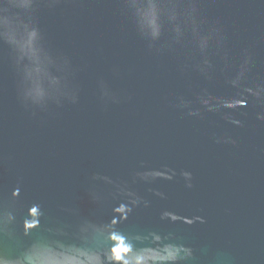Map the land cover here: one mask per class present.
<instances>
[{
  "label": "water",
  "instance_id": "water-1",
  "mask_svg": "<svg viewBox=\"0 0 264 264\" xmlns=\"http://www.w3.org/2000/svg\"><path fill=\"white\" fill-rule=\"evenodd\" d=\"M122 3L61 0L40 10L50 44L76 69L71 79L79 99L74 104L65 101L36 115L25 110L16 96L7 45L0 44V193L19 183L21 204L40 202L48 216L68 219L63 209L78 208L108 220L111 205L90 200L92 172L127 177L142 160L152 166L167 162L191 170L194 186L185 188L179 177L158 181L154 186L168 195L161 200L147 185H134L152 204L134 210L122 227L175 231L197 249L200 264H264V122L251 108L237 114L243 127L219 114L195 118L175 109L176 95L192 96L201 87L226 95L232 89L222 77L209 82L182 72L180 52L148 50ZM200 3L206 15L222 20L234 55L251 47L253 75L264 76V0ZM100 79L118 103L101 98ZM215 135L231 136L236 143H216ZM163 208L202 215L205 222L161 221Z\"/></svg>",
  "mask_w": 264,
  "mask_h": 264
},
{
  "label": "clouds",
  "instance_id": "clouds-1",
  "mask_svg": "<svg viewBox=\"0 0 264 264\" xmlns=\"http://www.w3.org/2000/svg\"><path fill=\"white\" fill-rule=\"evenodd\" d=\"M61 0H6L0 2V44L7 45L15 77V91L25 110L36 115L65 101L76 103L78 89L72 82L71 59L50 44L40 24L42 8H55ZM200 0H123L122 10L150 51L180 52L181 71L197 73L212 82L222 77L232 92L213 94L201 87L192 96L176 95L172 106L189 117L219 114L227 123L244 126L237 115L251 108L264 122V76L253 75L256 58L250 46L238 56L220 18L209 17ZM101 98L118 103L119 97L103 79L97 82ZM216 143H232L231 136L215 135ZM183 181L191 189L193 173L167 162L152 166L140 161L127 177L94 171L88 193L96 204L111 205L108 220L65 208L71 218H53L37 201L21 204L19 183L0 193V264H200L197 249L175 231L157 228L125 230L134 210L147 209L152 201L134 185L143 183L154 197L168 195L154 185L158 181ZM115 202V203H113ZM161 221L187 225L204 223L198 214L184 215L171 208L159 212ZM42 221H44L42 223Z\"/></svg>",
  "mask_w": 264,
  "mask_h": 264
}]
</instances>
